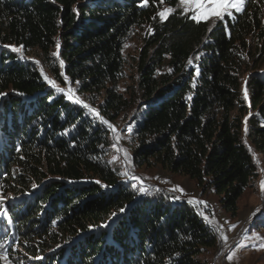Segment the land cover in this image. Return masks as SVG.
Returning <instances> with one entry per match:
<instances>
[{"label":"trees","instance_id":"1","mask_svg":"<svg viewBox=\"0 0 264 264\" xmlns=\"http://www.w3.org/2000/svg\"><path fill=\"white\" fill-rule=\"evenodd\" d=\"M141 2L0 0V93L7 94L0 190L16 198L2 243L16 239L31 260L44 259L38 264H211L217 238L188 203L153 187L140 194L137 182L122 177L109 163L112 130L50 88L31 57L45 60L60 87L67 88L63 76L73 82L125 139L135 168L187 177L205 211L214 199L236 218L240 199L258 184L252 151L264 158V74L257 70L264 1L246 0L243 11L211 28L178 9V0ZM163 4L174 11L161 21ZM145 26L136 77L121 87L126 41ZM4 45H22V54ZM251 227L264 232V201Z\"/></svg>","mask_w":264,"mask_h":264},{"label":"rangeland","instance_id":"2","mask_svg":"<svg viewBox=\"0 0 264 264\" xmlns=\"http://www.w3.org/2000/svg\"><path fill=\"white\" fill-rule=\"evenodd\" d=\"M167 8L170 7L164 4L161 5L160 12ZM177 8L184 13V5L180 4V0H178ZM188 13L192 15V11H189ZM206 22L209 23V28H211L217 22V20H215V18H210ZM262 22L264 24V8ZM148 32L149 27L147 26L143 28H136L133 32H131L129 38L126 41L124 48L126 64L124 80L120 84L121 87L132 85L133 80L136 77V59L141 48L143 47L144 40ZM250 41L251 45L254 46V40L250 38ZM31 58H33V62L39 61V64L35 63L37 68L40 70L42 67L45 74L50 79H52L50 72L46 68L45 60H42V57L40 58L37 56ZM262 61V57H259L257 70L259 73L264 74V61ZM82 97L84 99L86 98L85 95H82ZM115 133L113 140L116 147L112 149L110 160L113 161L116 166L120 167V173L129 171L135 175H138L143 180L144 187L157 188L160 190L161 194H164L169 198H171L173 195H180L181 199L178 201L188 203V200H193L192 204H188L191 205V207L196 212H198L206 224H208V226L213 229L217 238L216 249L210 252L208 255V260L211 264H264V232L258 230L257 228L251 227V222L255 215L261 211L262 203L264 201V191L261 190V181H264V158L262 155L255 152L254 150L252 151L259 167L260 176L258 184L255 188L252 187L244 193L239 201V214L236 218L231 219L227 214L220 210L219 207H216L217 202L214 199H212V201H208L212 202L211 204H213V206L210 208V211H205V205H197L195 203L196 200L204 201L205 199L200 198L199 190L187 177L170 174L159 166L142 169L135 168L127 150V146H125V139ZM117 137H119V139H117ZM118 149H122L123 151ZM125 152H127L131 160V164L124 160ZM114 157L116 158L115 160H113ZM176 185L181 186L185 192L173 193L171 190ZM3 192L5 197H12L11 193H7L5 191ZM10 202L11 200L7 201V207ZM205 216L207 217V220L204 219ZM4 223H8V220H0V232L1 228H4ZM4 239L5 237L0 233V251H8L12 264H38L40 263L38 261L44 260L43 258L31 260L30 256L23 253V249L21 247L19 248V244L16 239L12 240L10 243L6 241V244L2 243ZM228 256H232L231 261L227 259ZM47 260L48 259H46V261ZM51 263H54V261L49 260L48 264ZM0 264H3V262L0 261Z\"/></svg>","mask_w":264,"mask_h":264},{"label":"snow or ice","instance_id":"3","mask_svg":"<svg viewBox=\"0 0 264 264\" xmlns=\"http://www.w3.org/2000/svg\"><path fill=\"white\" fill-rule=\"evenodd\" d=\"M162 2V0H161ZM246 0H180V4L184 5V13H188L189 11H192V15H191V19L197 23H199L200 21H207L210 18H215V20L217 21H225L226 17H232L234 12H241L244 10V5H245ZM141 7H147L148 6V0H142ZM74 11L77 12V16H79V12L78 9H74ZM173 12V9L171 8H167L162 12H159V16L161 18V21H163L164 19L167 18L168 15H170ZM153 19H155V17H153ZM4 47H10L11 51L16 52V53H21L22 54V49L23 46H9V45H4ZM57 48V52H53L52 56L56 57L57 59L59 58V49H60V44L57 43L56 45ZM21 58H24L21 55ZM196 59H199V56L196 57ZM36 64H39V61H35ZM189 63L191 64L192 61L190 60ZM60 67L63 68L64 67V61L61 59L59 61ZM200 70L197 67L195 69V75L198 77L200 75ZM40 75L43 77V80L47 83V85L54 89L56 92H59L61 94L64 95V97L70 101L75 103L76 105L81 106L84 109H88L91 113H94L96 116L99 117V120L102 124L106 125L109 129L112 130L113 133L116 132V129L109 123L108 120H106L103 116L100 115V113L97 111L96 108L90 107V105L88 103H86L84 100H82L77 94V89L74 88L72 86L73 82H71L67 76H63V81L65 84H67V88L65 87H60L57 83L56 80L54 79H50L44 72V69L41 67L40 68ZM75 84H79L80 81H75ZM246 81H245V85H246ZM5 95V93H0V99H2ZM21 95H23L21 93ZM243 98L245 101L249 100V94H248V89L245 86L243 89ZM188 100H191L192 97L188 96L187 97ZM247 120L248 118H245V133H247L248 129H247ZM264 126V125H262ZM73 127L75 128V125H73ZM117 139H119V137H117ZM113 147H116L115 144L112 145ZM19 151V148L17 149ZM120 151H123L122 149H118ZM116 158L114 157L113 160H115ZM124 160L128 161L129 164H131V160L127 154V152H125L124 154ZM109 163H113V161H109ZM122 176L126 177L129 181H135L138 182V187L136 184H133L132 186L134 188L137 189V191L140 194H147L148 189L144 187V183L143 180L141 179V177H139L138 175H135L129 171H124L122 173H120ZM97 184H100V181H96ZM103 187H108L106 185H102ZM36 185H33V188H35ZM3 186L0 185V189H2ZM261 190L264 191V181H261ZM173 193H184L185 190L179 186L176 185L172 190ZM16 199L15 197H5L3 195L2 190H0V220H8V222L10 223V219H9V211H8V207H7V201L8 200H14ZM171 199L173 201H178L181 199L180 195H173L171 197ZM189 204L193 203V200H188ZM195 203L197 205H205L207 206V202L206 201H202V200H196ZM126 211V208H121L119 210V212L122 214ZM118 216V213H113L112 216L110 217V221L114 222V218H116ZM205 220H207V217H204ZM55 223V222H54ZM109 224H104L103 227H109ZM36 259H41L40 257H37ZM227 259L229 261L232 260V256H228ZM0 261L3 262V264H12V261L9 258V253L8 251L4 250V251H0Z\"/></svg>","mask_w":264,"mask_h":264}]
</instances>
